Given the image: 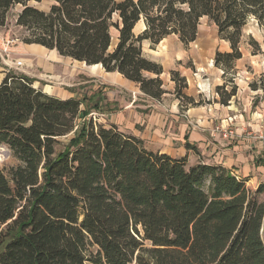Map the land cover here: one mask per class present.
Listing matches in <instances>:
<instances>
[{
    "label": "trees",
    "instance_id": "16d2710c",
    "mask_svg": "<svg viewBox=\"0 0 264 264\" xmlns=\"http://www.w3.org/2000/svg\"><path fill=\"white\" fill-rule=\"evenodd\" d=\"M43 1L0 0V27L22 5L24 44L101 65L156 101L168 91L144 41L155 47L176 36L188 47L207 18L230 46L214 59L224 72L218 101L228 106L238 93L228 77L244 57V31L250 20L264 29V0H46L47 12L30 5ZM171 75L182 109L203 105L184 93L179 71ZM106 100L104 91L62 100L26 75H5L0 145L16 165L0 168V264H264V185L251 191L223 167H190L187 158L148 150L92 118L111 112Z\"/></svg>",
    "mask_w": 264,
    "mask_h": 264
},
{
    "label": "rangeland",
    "instance_id": "374dc122",
    "mask_svg": "<svg viewBox=\"0 0 264 264\" xmlns=\"http://www.w3.org/2000/svg\"><path fill=\"white\" fill-rule=\"evenodd\" d=\"M32 7H37L42 11L47 12L50 8L51 2L43 1L41 3L35 2L30 4ZM23 10L22 5H18L10 10L5 27H0V80L8 72L16 75H26L34 82V87L38 90L44 91L50 96H55L62 100L71 98L83 99L93 97L99 91H104L101 85L98 86L100 81L112 83L107 81L110 77L104 70L98 69L93 72L91 70L94 66H88L86 63H80L71 59L60 57L57 53L42 50L41 53L33 51V47L23 43V38L26 36L25 31L17 26L18 15ZM198 32V40L195 43L185 47L176 36L170 37L160 43L157 48L148 41L143 44V50L146 57L154 60L157 64L164 63L162 80L164 87L170 94H175V82L171 81V68L170 63H173L174 53L176 56L185 57L182 62L176 63V69L182 74L187 73L190 82L194 83L198 80L195 74H199L200 83L206 78H210V86L214 88L213 76L210 75L208 65L213 53L216 52H229L230 46L228 43L222 41L218 37L217 27L213 25L207 18H203L200 23ZM135 34L140 35L145 26L143 23L136 26ZM117 32L114 31L113 44L116 43ZM254 43L258 44L256 46ZM207 46V47H206ZM206 48H209L207 51ZM241 51L244 54L242 60L236 63L235 77L229 76L228 79L238 86V94L232 99L235 109L229 115L234 117L239 115V121L243 122L242 116L248 122L252 115L251 113L259 109L264 112V29L261 28L254 20H250L248 26L244 31L243 43ZM34 52V53H33ZM216 56V55H215ZM101 66V65H100ZM176 70V71H177ZM175 71V70H174ZM147 76L155 77L154 75L147 74ZM223 78V76H222ZM187 79V78H186ZM221 85L224 84V79H221ZM188 81V79H187ZM189 83V81L187 82ZM253 85H258V90H254ZM96 86H98L96 88ZM108 87H106L107 89ZM187 94V90L184 91ZM217 93V92H216ZM176 97V96H175ZM165 99H171L167 97ZM219 99V97H218ZM196 100L203 105L208 103L207 97L204 95H197ZM92 118L103 125H109L110 121L105 115H99L96 112L92 113ZM111 119L118 121L124 126L122 130L125 134L129 133L134 128V122H131L126 117L125 113L114 115ZM132 123L127 127L126 122ZM84 121L80 119L79 125ZM124 124V125H123ZM233 128L236 129L234 126ZM131 129V131H130ZM72 136L63 139L58 151H61L69 144ZM188 162V161H187ZM189 163V162H188ZM16 165L15 159L12 154L4 146L0 147V168L4 169ZM190 166V163H189ZM262 185V184H261ZM259 187V186H258ZM257 185L253 184L249 187L251 191L257 190ZM252 188V189H251ZM255 188V189H254ZM264 200V199H263Z\"/></svg>",
    "mask_w": 264,
    "mask_h": 264
},
{
    "label": "crops",
    "instance_id": "0c3cea01",
    "mask_svg": "<svg viewBox=\"0 0 264 264\" xmlns=\"http://www.w3.org/2000/svg\"><path fill=\"white\" fill-rule=\"evenodd\" d=\"M117 37L118 34L116 39ZM29 46L39 53L42 52L39 48L45 49L40 45ZM206 49L209 50V48ZM215 54H212L208 65L210 69L207 70L213 76L214 88L222 86L220 81L224 79L222 78L224 72L214 66ZM170 57H174L173 63H175V65L170 63L171 71H176V63L182 62L185 57H177L176 53ZM161 65L165 69L163 62ZM98 69L104 70L100 65L91 68L93 72ZM108 75L110 77L107 81L112 83L104 81L98 83V86L103 87L107 98L106 103L111 107V112L104 114L110 121L107 126L116 125L123 132L125 127L111 118L119 113H125L126 117L131 119L132 123L134 122V128L132 131L130 129L129 134L142 140L148 150L166 154L176 160L187 158L190 167L198 164L223 167L234 176L245 180L248 188L253 184L257 187L264 185V145L258 138L264 135V112L257 109L251 113L252 117L248 122L243 116V122H240L239 115L234 117L229 115L235 109L232 106L233 102H230L228 106L219 104L217 93L210 86L211 79L206 78L200 83V75L195 73L194 76H197L198 80H195L193 85L188 74H182L189 81L186 95L196 99L197 95L206 96L205 92L210 91L211 96L207 98L208 103L187 109H182L181 102L174 93H167L160 101H156L143 94L138 84L126 80L121 74ZM4 79L3 77L0 83ZM167 97L171 99H165ZM228 119L233 120V126L238 130V137L235 140L226 139L215 131L221 127L222 123L226 126ZM132 123L129 124L127 121L126 125L129 124L127 127H130ZM188 145L195 147L196 150H189L186 147Z\"/></svg>",
    "mask_w": 264,
    "mask_h": 264
},
{
    "label": "built area",
    "instance_id": "2783aa9c",
    "mask_svg": "<svg viewBox=\"0 0 264 264\" xmlns=\"http://www.w3.org/2000/svg\"><path fill=\"white\" fill-rule=\"evenodd\" d=\"M205 95L209 99L210 96H211V92L210 91H208L207 93L205 92ZM227 122H228V124L226 126H223V123H222L221 127L217 128L215 130L216 133L221 134L226 139H230V140L237 139L238 130H236L235 128H232V127H234L233 126V124H234L233 120L232 119H228ZM258 138L261 140V142H263V145H264V135H261Z\"/></svg>",
    "mask_w": 264,
    "mask_h": 264
},
{
    "label": "water",
    "instance_id": "95a60500",
    "mask_svg": "<svg viewBox=\"0 0 264 264\" xmlns=\"http://www.w3.org/2000/svg\"><path fill=\"white\" fill-rule=\"evenodd\" d=\"M145 29H146V27H145ZM145 29H144V30H145ZM144 30H143V31H144ZM0 146H1V145H0Z\"/></svg>",
    "mask_w": 264,
    "mask_h": 264
}]
</instances>
